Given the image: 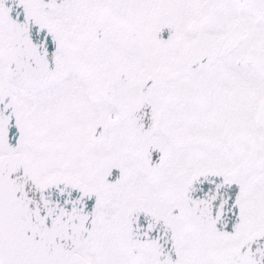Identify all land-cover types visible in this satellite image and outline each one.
I'll return each mask as SVG.
<instances>
[{
	"label": "snow or ice",
	"instance_id": "snow-or-ice-1",
	"mask_svg": "<svg viewBox=\"0 0 264 264\" xmlns=\"http://www.w3.org/2000/svg\"><path fill=\"white\" fill-rule=\"evenodd\" d=\"M0 264H264V0H0Z\"/></svg>",
	"mask_w": 264,
	"mask_h": 264
}]
</instances>
